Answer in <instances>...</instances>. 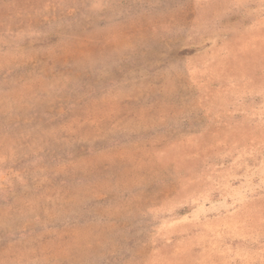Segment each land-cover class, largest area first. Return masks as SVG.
<instances>
[{
    "label": "rangeland",
    "instance_id": "374dc122",
    "mask_svg": "<svg viewBox=\"0 0 264 264\" xmlns=\"http://www.w3.org/2000/svg\"><path fill=\"white\" fill-rule=\"evenodd\" d=\"M0 264H264V0H0Z\"/></svg>",
    "mask_w": 264,
    "mask_h": 264
}]
</instances>
